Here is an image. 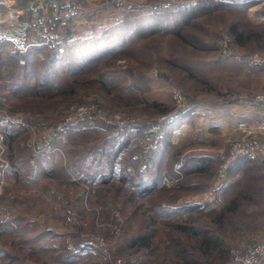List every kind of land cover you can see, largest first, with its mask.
Listing matches in <instances>:
<instances>
[{
  "label": "rangeland",
  "instance_id": "1",
  "mask_svg": "<svg viewBox=\"0 0 264 264\" xmlns=\"http://www.w3.org/2000/svg\"><path fill=\"white\" fill-rule=\"evenodd\" d=\"M125 1L126 6L122 3L115 6L121 10V14L114 15L116 22L124 19L127 12L136 13L141 9L140 4ZM220 1L224 0L207 1L210 8L177 29L185 39L175 31H152L145 35L133 32L128 35L130 40L126 45L122 44L95 61L85 57L77 59L73 53L64 56L57 63L54 75L43 82L32 71L43 54L37 53L31 58L27 73L18 71L12 74L10 68L16 71L14 62L17 60L12 59L9 64L7 58H1L7 64L0 68L2 125L18 124L23 122V116H30L51 121L55 130L71 105L98 102L121 113L131 120V125L119 128L95 115L85 116L70 125L95 118L116 129L131 130L133 127L132 130L140 131L143 138L141 154L147 158L158 154L162 136L166 134L168 139L163 142V150L168 148V151L165 158L159 160L155 173L150 166L145 167V171L136 168L134 174L122 169L117 174L114 172V177L121 181L119 184L99 185L94 187L95 190L88 188L86 200H89V193L94 192L99 204L88 201L85 212L76 202L64 204L61 212L64 210L65 226L62 227L69 229L70 233L61 238L47 235V226L18 214V205L8 210L9 204L4 203V212L0 213V264H223L232 245L245 240L254 243L259 234H264V164L260 161L239 160L232 167L227 186L219 198L208 196L219 160L229 142L241 136L239 123L256 120L255 137L264 139L261 136L264 134L262 118H241L236 126L238 133L231 138L225 125L219 127L212 123L209 126L211 123L204 122L206 118L215 117L201 111L203 107L208 108L206 105L217 106L236 98L245 108L264 106V101L248 105L239 100L242 95L264 96V89L251 92L241 88V83L264 72V1L249 9L239 5L216 7L215 3ZM157 2L166 3L164 8H167L179 0H147L146 4L154 7ZM195 2L199 0L188 3ZM0 14L9 17L10 25L0 24L3 29L32 24L28 13L18 14L0 5ZM22 17L24 23L20 22ZM88 17L87 21L79 22L99 20L95 9H89ZM56 23L57 20L53 29ZM236 23L243 32L240 40L231 32L230 26ZM107 28L99 35H79L89 40L82 47L83 51L97 48V40L109 30ZM224 36L231 39L226 53L222 51ZM58 37L60 41V35ZM2 43L4 46L0 52L7 53L12 47L7 42ZM175 91L187 98L190 106L184 113L188 115L186 122L191 124L176 130L177 138L171 134L170 123H166L174 115ZM8 116L10 120L6 121ZM216 117L213 121H217ZM156 129L163 130L162 134L160 131L156 133ZM227 137L229 139L223 147ZM150 141L156 142L157 148L146 153L143 145ZM210 146L213 149L207 151L205 148ZM194 148L200 151L201 157L191 155ZM4 152L3 144L1 153ZM188 155L191 156L187 159ZM7 159L5 152L0 160V175L8 166ZM182 162L184 165L176 168L175 165ZM145 177L146 181L151 178L159 180L158 189L143 201L135 194V188L138 181L141 182L138 188L143 187ZM106 191L111 192L109 200L101 194ZM203 196L210 199L209 202H201ZM51 233L54 234V230ZM91 235L103 237L108 243L107 258L101 244L96 243V246L95 242H87ZM206 238L217 240L220 245L207 248L204 246ZM72 242L76 246L87 243L89 253L82 257L72 255L68 248Z\"/></svg>",
  "mask_w": 264,
  "mask_h": 264
},
{
  "label": "crops",
  "instance_id": "2",
  "mask_svg": "<svg viewBox=\"0 0 264 264\" xmlns=\"http://www.w3.org/2000/svg\"><path fill=\"white\" fill-rule=\"evenodd\" d=\"M27 1L0 0V5L4 6L7 10H15V13L19 14L21 12L27 14L25 9ZM131 1L134 4H140L141 9L157 8L148 7V4H146L147 0ZM189 1L179 0V2L183 3H188ZM224 1L230 2L231 5L229 7L233 8L238 6L236 2L240 0ZM261 1L264 0H252L247 5L248 9L255 5L260 6L263 3ZM128 9L130 10L131 7ZM95 10L97 11L99 20H91L92 22L86 23L79 22L73 25L74 28L67 29L75 31L76 35H82V37L99 35V32L107 27H112L116 23L117 20H114V15L121 14V10L118 8L105 10L96 8ZM8 19L9 17L0 14V24L10 25ZM24 20L25 18L22 17L20 22L24 23ZM100 20L104 23L99 24L101 23ZM25 27L27 25L19 24L17 29ZM54 27L57 31L63 32L59 27L58 21ZM128 39L130 40L129 37ZM8 52L14 53L12 49L8 50ZM241 88L251 92L263 90L264 72L260 73L257 77H251L248 81L241 83ZM206 106L208 108L203 107L205 111H201L210 113L215 117L217 116V121H213L215 117H211V119L206 118L204 122L206 121L205 123L207 124L211 123L208 124L209 126L212 123H216L215 125L219 127H224L225 125L229 138L238 133L236 126L241 118L252 116L264 119V106L255 109L245 108L238 103L236 98H234L233 102L225 101L224 104L217 106ZM3 116H0V133L2 132L0 134V160L1 156L6 152L8 166L3 169V174L0 175V213L4 212V203L9 204L8 210L15 209L14 206L18 205L16 209L18 214L30 217L37 220L40 224L47 226L49 231L46 229V234H51L55 238H61L65 233H70L69 229L62 227L65 226L64 210L61 212L64 204L76 202L81 211L85 212L87 207L85 205H87L88 201L92 204H99L97 194L94 192L89 193V200H86L85 194L89 190L88 188L93 187V190H95L94 187L99 185L101 187L106 185L110 187V185L119 184L121 181L117 180L114 176L122 169L126 172L131 171L134 174L136 168L139 171L142 169L145 171V167L150 166L155 173L158 169L159 160L165 158V153L168 151V148L163 150V142L166 138L168 139V137H165V134V136H162V142L159 145L160 149L157 150L158 154H155L154 158L144 157L140 150L143 138L139 130H132L133 127L131 130H127V128L116 129L103 124L95 118L75 123L62 132H56L53 130V123L51 121L48 122L46 119L39 120L33 119L30 116H23V122L2 125ZM194 116L193 113L192 117ZM186 119H188V115L181 122L179 128L172 131V135L178 136L180 129H185V125H191L186 122ZM156 130V133L160 131L162 134L163 130ZM176 130L178 131L175 132ZM172 135L170 138H172ZM261 136L264 137V134H261ZM229 138L224 139L223 147ZM3 144L5 152L1 153ZM212 147L210 146L205 149L211 151ZM194 149L195 151L191 155H200L201 157L200 151L196 150L197 148ZM191 155H188L187 159ZM181 165L183 166L184 162L181 164L177 163L175 166L179 168ZM151 179H147L146 181L145 177V182L143 183V187L145 184L154 186L148 194H141L140 191L143 187L138 188L141 182L138 181L136 183L138 186L135 188V194L143 201L148 196L153 195L158 189L159 179ZM101 194L108 199V195L111 192L106 191L101 192ZM202 198L201 202H205V200L209 202L208 200H210L205 196ZM53 230L54 234L51 233ZM259 235L262 236L263 234ZM259 235L254 241L260 238ZM247 241L250 240L243 242Z\"/></svg>",
  "mask_w": 264,
  "mask_h": 264
},
{
  "label": "built area",
  "instance_id": "3",
  "mask_svg": "<svg viewBox=\"0 0 264 264\" xmlns=\"http://www.w3.org/2000/svg\"><path fill=\"white\" fill-rule=\"evenodd\" d=\"M125 2V0H98L95 2L89 0H28L25 9L28 14H31V26L27 25V27L19 30L14 27L11 29H3V27H0V41L7 42L14 52H24L30 47L39 44L53 45L55 42H59V35L61 40L60 31L53 29L52 24L54 20H57L59 27L65 30L72 28L80 20L87 21L90 18L88 17L89 9L97 8L105 10L120 6V3L124 5ZM164 5L162 2H157L154 7ZM148 7L151 6L148 5ZM230 42L231 39L224 36L222 42V51L224 53L230 47ZM174 99V115L169 117L171 118L170 120L175 115L184 112L190 106L187 104V98L176 91L174 92ZM239 100L248 105H257L264 101V96L259 94L254 97L242 95L239 97ZM90 115L98 116L105 123L118 125L119 128L131 125V120L125 118L118 111L105 107L98 102H87L71 105L61 122L56 125L55 131H63L70 124ZM5 120L9 121L10 117H6ZM256 123L257 121L254 119L244 120L239 123L241 136L229 142L227 150L219 160V167L214 175L210 194L208 195L209 197L219 198L220 193L228 182L233 165L239 160H257L264 164V139L255 137ZM143 146L146 153L157 148V144L154 141L144 143ZM72 217L76 219L74 213H72ZM87 242L101 244L104 248L106 258L109 256V250L107 249L108 243L105 242L103 237L91 235L90 239H87ZM68 248L74 255L80 257L87 255L90 249L84 244L76 246L73 242L70 243ZM263 261L264 234L254 243L238 242L232 245L230 247L229 257L223 264H260Z\"/></svg>",
  "mask_w": 264,
  "mask_h": 264
},
{
  "label": "trees",
  "instance_id": "4",
  "mask_svg": "<svg viewBox=\"0 0 264 264\" xmlns=\"http://www.w3.org/2000/svg\"><path fill=\"white\" fill-rule=\"evenodd\" d=\"M207 1L209 0H199V2H195V3L177 2L168 5L167 8L161 6L157 8H149L146 10L140 9L136 13L127 12L124 19L116 22L114 26L111 27V29L109 28V30L103 34L104 36L102 35L98 38L97 43L99 44V46L97 48L88 49L85 51H83L82 47H84L85 44L89 43V40L83 39L79 36L75 37L74 36L76 35L75 31L70 29H65L64 33H62L63 39L57 42L58 44L56 45L39 44L30 47L27 51L24 52L21 51L14 53L0 52V68H2V66L7 65L4 61L2 62L1 60L2 57H5L7 58L6 61L9 64H12L13 61L12 59L17 60L16 62H14L16 63V68H15V64L13 65L16 71L10 68L11 69L10 72H12V74L18 73V71H22V72L24 71L25 73H27L30 71L28 69H30L29 62L31 61V58L36 57L37 53L43 54V58L38 57V59L40 60L36 62L35 68L32 69L34 75L41 77V81L43 82L46 81V79L48 80L54 75L57 63L64 56L71 55V53H73L74 55H76L77 59L80 58L83 59L85 57L88 60L95 61L99 57L100 58L106 57L105 55L107 54L109 55V53L115 51V48L121 46L122 44L126 45L127 38L129 37L128 35H131L133 32L139 35H143V34L145 35V34H151L152 31H161L164 33H169V32L173 33L175 31L179 37L185 39L183 35L181 36L180 30L177 29L178 28L180 29V27H184V25L186 23H189L192 18L197 17L200 14V12L202 13L204 10L210 8L211 5L208 4L209 2ZM251 1L252 0H240L239 2H236V4L238 3L237 5H239L241 8L242 7L247 8L248 7L247 5L251 3ZM230 5L231 3L227 1H220L215 3L216 7L222 6L229 8ZM230 27L233 35L238 40H240L241 36L243 35V32H241V30L239 29L240 25L236 23ZM3 46L4 44L2 43V41H0L1 50L3 49ZM166 111H168V109L163 110V112ZM185 117L186 114L184 112H181L175 115L171 121L166 123L167 124L170 123L169 126L170 127L172 126L171 129L174 130L181 124L182 121H184ZM165 130L167 131L169 130V128ZM159 149L160 147L157 150ZM153 188L154 186L147 184L143 188H141L140 193L148 194L151 192ZM204 243H205L204 246H206L207 248H210L212 245L213 246L220 245V243H217V240H212L211 238H206ZM86 244L87 243H85L84 245ZM94 244L96 246L98 245L96 243ZM99 250L102 251L101 246ZM71 254L74 255L73 253Z\"/></svg>",
  "mask_w": 264,
  "mask_h": 264
}]
</instances>
